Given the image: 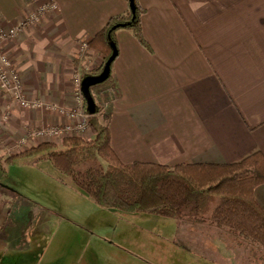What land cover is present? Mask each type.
I'll list each match as a JSON object with an SVG mask.
<instances>
[{
    "label": "crops",
    "instance_id": "1",
    "mask_svg": "<svg viewBox=\"0 0 264 264\" xmlns=\"http://www.w3.org/2000/svg\"><path fill=\"white\" fill-rule=\"evenodd\" d=\"M50 2L55 9L25 23L0 47L19 71L28 98L69 108L81 41L87 42L111 15L123 13L127 2L0 0V20L5 27L18 25ZM139 2L151 50L122 28L110 68L89 73L103 60L88 45L82 65V86L88 84L90 94L83 91L84 114L106 121L118 157L123 162L228 163L257 150L264 154V0ZM108 71L110 77L97 82ZM7 102L0 98V154L5 157L51 140L33 136V130L69 119L15 104L2 119ZM80 136L92 133L88 129ZM62 137L51 141L59 144ZM254 198L264 209V183L255 187ZM5 251L0 250V264Z\"/></svg>",
    "mask_w": 264,
    "mask_h": 264
},
{
    "label": "rangeland",
    "instance_id": "2",
    "mask_svg": "<svg viewBox=\"0 0 264 264\" xmlns=\"http://www.w3.org/2000/svg\"><path fill=\"white\" fill-rule=\"evenodd\" d=\"M0 226L3 264H264L228 227L97 205L48 160L0 154Z\"/></svg>",
    "mask_w": 264,
    "mask_h": 264
},
{
    "label": "trees",
    "instance_id": "3",
    "mask_svg": "<svg viewBox=\"0 0 264 264\" xmlns=\"http://www.w3.org/2000/svg\"><path fill=\"white\" fill-rule=\"evenodd\" d=\"M123 13L111 15L87 41L102 56V64L90 70L98 75L110 68L118 55L116 32L129 29L138 42L151 50L142 32L145 9L139 0H126ZM110 77V71L97 80ZM91 138L62 137L59 144L42 140L8 157L35 164L48 160L97 205L150 214L186 217L228 227L251 244L264 249V209L254 198L264 183V154L254 151L228 163L179 162L162 164L134 160L123 162L110 142L106 121L87 118ZM0 226V231H1Z\"/></svg>",
    "mask_w": 264,
    "mask_h": 264
},
{
    "label": "built area",
    "instance_id": "4",
    "mask_svg": "<svg viewBox=\"0 0 264 264\" xmlns=\"http://www.w3.org/2000/svg\"><path fill=\"white\" fill-rule=\"evenodd\" d=\"M56 4L53 2L43 3L37 10L29 15L24 21L18 25L5 27L0 20V41L12 38L18 34L20 29L27 22H34L48 10L55 9ZM87 50V42L81 41L79 50L75 54L79 65L75 70L72 79V94L74 105L69 108L54 104H47L37 98H28L24 92L22 78L19 71L13 65V62L0 48V98L8 100L2 112V119H7L9 108L12 104L27 109L44 108L47 111L63 113L68 116V121L58 125L41 126L31 132L33 136L52 138V136L82 135L88 129V122L83 111L84 95L82 92V65H85V57ZM23 139H21L22 141Z\"/></svg>",
    "mask_w": 264,
    "mask_h": 264
},
{
    "label": "water",
    "instance_id": "5",
    "mask_svg": "<svg viewBox=\"0 0 264 264\" xmlns=\"http://www.w3.org/2000/svg\"><path fill=\"white\" fill-rule=\"evenodd\" d=\"M84 91V89H83V86H82V92ZM83 95H84V93H83Z\"/></svg>",
    "mask_w": 264,
    "mask_h": 264
}]
</instances>
